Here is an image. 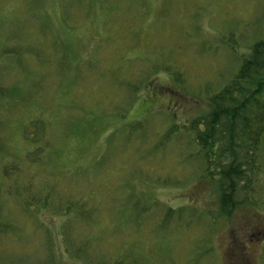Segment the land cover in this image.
Segmentation results:
<instances>
[{
  "label": "rangeland",
  "instance_id": "1",
  "mask_svg": "<svg viewBox=\"0 0 264 264\" xmlns=\"http://www.w3.org/2000/svg\"><path fill=\"white\" fill-rule=\"evenodd\" d=\"M263 34L264 0H0V264H84L65 242L97 264H225L252 207L228 222L185 139L158 144Z\"/></svg>",
  "mask_w": 264,
  "mask_h": 264
},
{
  "label": "trees",
  "instance_id": "2",
  "mask_svg": "<svg viewBox=\"0 0 264 264\" xmlns=\"http://www.w3.org/2000/svg\"><path fill=\"white\" fill-rule=\"evenodd\" d=\"M3 75L4 73L0 71V83L3 81ZM174 78L176 76H173ZM2 89L3 87L0 85V90ZM157 94L160 92L147 96L146 100L154 103ZM2 99L0 98V100ZM206 101L210 107L207 114L202 112L188 120L187 124H180L177 129L174 127L164 131V134L162 133L163 135L160 136L158 146L166 142L180 145L179 138L185 139L186 157L190 167L194 162L196 164V169L191 170L199 176L198 179L196 178L197 181L206 179L214 186L215 192H217L216 211L228 222L232 219L233 214L242 207H252L249 209H253L252 212L255 215L247 220L245 229L239 230L238 227H234V230L228 231L226 248L222 253L223 263L243 264L246 262L245 264H252L255 260L256 264H264V216L257 213L264 211V202H261L260 198L264 196V165L262 163L264 34L250 45L247 57L240 58V64L232 77ZM137 116L139 114L132 118H137ZM227 156H229V160L225 161ZM6 164L1 167V171L5 177L9 178L13 167L9 162ZM195 189L198 191L200 186H196ZM32 201L36 204L42 203L41 206L45 209L50 208L47 199L43 202L42 197ZM23 203L25 204V201ZM25 206L28 207L27 204ZM71 208L80 211L81 216L86 213L85 211H88L85 206L79 203L72 204L67 200L60 216H64ZM178 213L177 210L168 208L166 215ZM192 219L197 220L193 217ZM3 223V212L0 205V233L6 230ZM62 230L70 229L62 227ZM63 238L65 237H61V240ZM61 242L64 243V240ZM81 247L87 248L85 244H82ZM81 247L72 251L65 242V249L61 254L65 255V250H67L68 253H71L69 261L97 264L89 259L87 254H81ZM249 257L252 259L250 260ZM1 260L3 262L2 258ZM112 264L120 263L117 260Z\"/></svg>",
  "mask_w": 264,
  "mask_h": 264
}]
</instances>
